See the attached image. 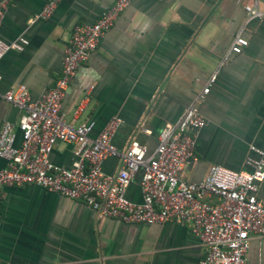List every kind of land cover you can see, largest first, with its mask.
Segmentation results:
<instances>
[{"label": "crops", "instance_id": "crops-1", "mask_svg": "<svg viewBox=\"0 0 264 264\" xmlns=\"http://www.w3.org/2000/svg\"><path fill=\"white\" fill-rule=\"evenodd\" d=\"M116 0H63L51 17L38 18L46 0H0L5 16L0 39L20 37L23 50L0 59V131L18 124L22 110L3 98L21 85L38 100L56 83L65 49L76 25L92 24ZM264 11V0H131L66 91L61 115L71 124L95 122L92 137L114 118L119 150L135 139L153 152L168 123H176L219 69L210 94L199 105L206 120L196 136V160L184 180L203 179L211 165L247 169L251 146L264 147V18L249 19L247 5ZM249 45L222 61L235 37ZM84 110L75 116L80 102ZM19 146L22 135L16 128ZM72 168L75 145L59 142L50 155ZM117 157L103 163L107 174ZM7 166L0 158V169ZM142 172L127 189L142 202ZM259 196L264 197V182ZM264 239L253 237L256 263ZM206 248L187 221L127 223L102 217L83 200L70 199L38 185L5 186L0 194V264H199Z\"/></svg>", "mask_w": 264, "mask_h": 264}, {"label": "built area", "instance_id": "built-area-1", "mask_svg": "<svg viewBox=\"0 0 264 264\" xmlns=\"http://www.w3.org/2000/svg\"><path fill=\"white\" fill-rule=\"evenodd\" d=\"M62 1L46 0L38 18L51 17ZM130 3L131 0H116L94 23L75 26L60 75L41 98L32 100L23 85L3 95L22 114L17 125L6 120L0 131V158L7 162L0 169V194L5 186L38 185L70 199L83 200L102 217L144 224L187 221L206 248L199 264H253L252 239H264V197L259 196L264 182V147L251 146L245 170L211 165L200 181L182 177L188 163L196 160V136L206 126L199 105L210 94L219 69L181 118L165 125L151 153L135 139L125 150L116 147L113 136L122 122L120 118L112 119L99 135L92 137L94 121L71 125L61 115L66 91L78 69ZM5 9V5H0V25ZM246 10L250 20L264 18V11L256 4L247 5ZM26 42L22 37L12 43L0 39V59L11 50H23ZM248 45V39L238 34L222 64ZM86 102L87 99L80 102L75 116L84 110ZM16 128L22 135L19 146ZM59 142L75 145L77 161L72 168L59 167L51 161L50 155ZM109 157L120 160L114 174L103 170ZM139 172L143 194L140 203L127 196V189ZM255 264H264L262 248Z\"/></svg>", "mask_w": 264, "mask_h": 264}]
</instances>
